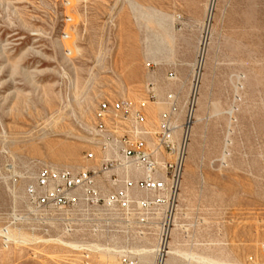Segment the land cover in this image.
<instances>
[{"label":"rangeland","instance_id":"374dc122","mask_svg":"<svg viewBox=\"0 0 264 264\" xmlns=\"http://www.w3.org/2000/svg\"><path fill=\"white\" fill-rule=\"evenodd\" d=\"M204 20L185 0H0V230L13 241L0 240V264H78L60 242L71 243L16 224L26 187L44 166L91 165L101 101L137 102L154 83L183 107L201 72L194 121H205L193 123L173 264H264V0H216Z\"/></svg>","mask_w":264,"mask_h":264},{"label":"built area","instance_id":"2783aa9c","mask_svg":"<svg viewBox=\"0 0 264 264\" xmlns=\"http://www.w3.org/2000/svg\"><path fill=\"white\" fill-rule=\"evenodd\" d=\"M167 79L176 78L170 73ZM198 83L197 77L184 107L178 92L161 99L154 83L137 102L101 101L88 127L85 161L91 165L40 168L16 224L74 244L68 249L75 257L67 260L78 264H91L99 253L118 264H138L149 239L156 242V260L164 261L179 213ZM157 102L166 110L153 118L150 105ZM0 240L12 246L8 227Z\"/></svg>","mask_w":264,"mask_h":264},{"label":"bare ground","instance_id":"6f19581e","mask_svg":"<svg viewBox=\"0 0 264 264\" xmlns=\"http://www.w3.org/2000/svg\"><path fill=\"white\" fill-rule=\"evenodd\" d=\"M215 4H216V0H210L209 2H208V4L206 5V13H205V20H204V23H203V27H204V29H206V27H207V23H208V21H210L211 20V18H212V14H213V11H214V8H215ZM205 31V30H204ZM203 50H204V46H203ZM203 50H202V59H203ZM202 59H201V61L199 62V70H201V69H203L202 68V66H201V62H202ZM202 76H203V73L201 72V73H199L198 74V81H199V83H200V81H201V78H202ZM199 83H198V86H197V90H198V94H199ZM236 92V91H235ZM237 94V93H236ZM197 100H198V97H197V99H196V104H197ZM185 104V103H184ZM161 106H163V104L162 103H160V102H157V103H155V104H152V105H150V113H151V115H152V117L153 118H155L156 117V115L160 112V111H162V107ZM183 107H184V105H183ZM195 109H196V107H195ZM231 113H232V111H230L229 112V114L231 115ZM195 114V110H194V112H193V115ZM226 115V114H225ZM195 116V115H194ZM201 121H205V116L203 117V118H196L195 119V121L194 122H201ZM230 122H231V119H230ZM228 130H230V129H228ZM229 145V143L228 142H226V147ZM227 152H224L223 153V155H222V159H221V161L223 162V164L226 162V158H227ZM215 163V162H214ZM83 168H86V167H83ZM179 211H180V208H179ZM179 214V213H178ZM177 217H178V215H177ZM177 217H176V223H175V228H176V226L177 227H179V228H181V226L180 225H178V223H177ZM174 231V230H173ZM172 234H173V232H172ZM55 241V240H54ZM57 242H60L59 240H57ZM63 246H67L68 248H71V247H76V246H74V245H71V244H66V243H64V242H60ZM170 244V243H169ZM156 252V250H154V249H146V250H142V251H140V255H145V254H152V253H155ZM179 255V252H178V250H176V249H173V248H169L168 249V251H167V256H166V258H165V260L164 261H162L161 263H157V264H169V261L173 258V257H176V256H178ZM180 256V255H179ZM197 259V258H196ZM192 260H195L194 258L192 259ZM198 260H199V262H201L202 264H215V263H212L211 261H209V260H206V259H202V258H198Z\"/></svg>","mask_w":264,"mask_h":264},{"label":"crops","instance_id":"0c3cea01","mask_svg":"<svg viewBox=\"0 0 264 264\" xmlns=\"http://www.w3.org/2000/svg\"><path fill=\"white\" fill-rule=\"evenodd\" d=\"M185 1H188V4H194V5H197L198 7H200V9H201L202 7H205V13H206V5L208 4V2H209L210 0H185ZM202 77H203V76H202ZM207 100H208V95H207ZM204 115H205V111L202 112V113H200L199 115H197L196 118H203ZM203 122H204V121H201V122H194V124H195V125H199V124H203ZM178 229H180V228L176 226V228L174 229L172 235L176 236V233H177V230H178ZM169 248H173V249L178 250V248L176 247L174 241H172V242L170 243ZM178 251H179V250H178ZM179 252H180V251H179ZM176 258H178V257H173V258L169 261V264H173V262L176 260ZM209 261H211V260H209ZM211 262H212V263H215V262H213V261H211ZM215 264H217V263H215Z\"/></svg>","mask_w":264,"mask_h":264}]
</instances>
